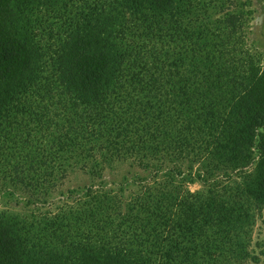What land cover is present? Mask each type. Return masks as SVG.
Returning a JSON list of instances; mask_svg holds the SVG:
<instances>
[{"label": "trees", "instance_id": "16d2710c", "mask_svg": "<svg viewBox=\"0 0 264 264\" xmlns=\"http://www.w3.org/2000/svg\"><path fill=\"white\" fill-rule=\"evenodd\" d=\"M15 1L0 0V194L47 205L71 170L103 185L126 164L141 213L161 205L171 230L157 254L128 217L114 248L81 242L33 256L3 211L0 264H181L184 220L222 234L249 221L245 202L264 211V69L237 48L240 16L222 36L188 20L194 7L182 0H88L81 19L68 0H37L53 15L22 37ZM53 18L63 33L47 30ZM194 175L241 184L231 203L224 186L184 194Z\"/></svg>", "mask_w": 264, "mask_h": 264}, {"label": "rangeland", "instance_id": "374dc122", "mask_svg": "<svg viewBox=\"0 0 264 264\" xmlns=\"http://www.w3.org/2000/svg\"><path fill=\"white\" fill-rule=\"evenodd\" d=\"M87 1L68 0L66 3L68 10L81 19L86 12ZM182 1L185 9L190 4L194 7L186 15L188 20L197 18L202 26L222 36L223 22L228 16H240L242 27L238 32L237 48L259 59L264 69V0ZM14 7L22 37L31 35L33 27H38L39 31L40 23L47 24L45 20L53 15L37 0H16ZM54 14L58 12L55 10ZM50 22L53 25L47 30L63 33L64 20L53 18ZM214 40L222 38L217 36ZM133 173L126 164L116 165L106 171L104 184L98 185L92 184L91 177L84 171L73 169L61 191L47 205H28L16 196L2 193L0 212L6 213L24 248L33 256L67 250L81 242L91 243L98 250L114 248L117 239L115 228L119 223L127 222L128 217H132L129 221L139 225V231L147 232L146 236L140 237L159 242L150 248L153 254H157L162 245L167 244L164 241L169 236L171 223L161 213V205H151L147 212L141 213L140 205L134 201L141 191L139 185L132 182ZM168 175L163 173L157 181H163ZM172 177L179 180L175 175ZM188 178L185 176V182ZM232 178L228 182L220 180L215 186L204 185L199 176L194 175L192 183L186 184L184 194H199L205 198L224 186L227 188L223 193L231 203L241 184L238 175ZM91 185L93 188L89 192L87 187ZM153 194L156 195V191ZM250 206V202H245L249 221L239 227L229 226L231 231L226 228L227 233L216 234L213 228H209L210 223L202 218L197 219L194 229L190 222L184 220L180 241L181 264H264V211L250 210ZM138 218L140 220H135Z\"/></svg>", "mask_w": 264, "mask_h": 264}]
</instances>
